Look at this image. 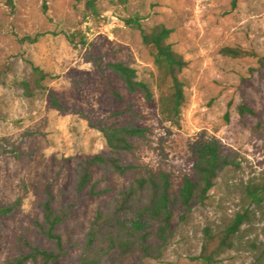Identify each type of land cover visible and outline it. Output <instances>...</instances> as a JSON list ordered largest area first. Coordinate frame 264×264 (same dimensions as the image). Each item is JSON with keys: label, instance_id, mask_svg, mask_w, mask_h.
Masks as SVG:
<instances>
[{"label": "rangeland", "instance_id": "obj_1", "mask_svg": "<svg viewBox=\"0 0 264 264\" xmlns=\"http://www.w3.org/2000/svg\"><path fill=\"white\" fill-rule=\"evenodd\" d=\"M98 7L95 16L81 0H15L13 10L0 0V206L20 200L13 214L0 213V264L21 254V237L52 247L37 224L50 195L56 209L69 208L57 228L66 249L58 263L79 264L98 210L136 178L161 172L170 173L176 195L194 176L191 144L210 138L239 166L220 173L204 202L174 208L173 235L158 256V250L156 257L137 251L122 264H199L203 228L221 229L245 208L251 219L216 264H264V202H250L245 192L248 182L264 181V0H99ZM130 17L146 29L159 23L172 28L169 41L188 61L181 73L187 100L180 126L160 115L157 67L141 31L126 22ZM225 46L251 54L227 56ZM88 55L134 67L154 98L130 92ZM32 64L51 76L45 89L26 97L12 81L24 78ZM49 90L68 111L50 104ZM241 104L255 114L242 116ZM127 123L145 127L146 134L132 140L131 150L113 151L96 125ZM96 154L133 167L124 175L95 167L78 192V164Z\"/></svg>", "mask_w": 264, "mask_h": 264}, {"label": "trees", "instance_id": "obj_2", "mask_svg": "<svg viewBox=\"0 0 264 264\" xmlns=\"http://www.w3.org/2000/svg\"><path fill=\"white\" fill-rule=\"evenodd\" d=\"M5 1L12 10L15 9V0ZM81 1L84 2L88 14H100L99 0ZM121 2L125 4L128 0ZM126 22L141 31L143 44L153 56L157 67L156 84L160 92L158 102L162 119L174 126H180L182 110L187 100L181 73L187 67L188 61L169 41L173 29L164 23L146 29L136 17L126 19ZM221 51L231 57L251 54L250 51L231 46H225ZM89 59L94 60L101 71L107 68L116 74L130 92H140L147 100L154 98L151 86L138 78L134 67L124 62H104L91 55ZM50 76L49 72L32 64L30 72L22 79L13 80L12 85L21 90L23 96L33 97L38 91L46 88L45 81ZM47 94L55 109L63 112L69 110L53 91L49 90ZM115 94L120 97L117 92ZM238 111L242 116L255 114V111L245 104L239 105ZM96 126L113 151L131 150L132 140L144 137L147 131L145 127L132 123ZM190 153L194 176L184 179L176 195L172 194L170 173L161 172L156 176L136 178L128 187L123 188L106 208L98 210L86 234L79 264H122L128 255L137 251L148 257L158 256L173 235L174 208H191L195 203L204 202L220 173L230 166H239L236 158L222 151V146L216 138L195 141L190 146ZM95 167L124 175L133 166L123 163L120 158L111 154H96L86 158L79 162L76 172L78 192L83 191L91 182ZM245 192L250 202L260 205L264 202V181L248 182ZM52 200L50 195L40 204L44 221L37 223L42 234L52 242V247L34 245L26 237H21L19 245L23 251L20 255L8 259L7 264H26L37 259L46 264H59L66 249L57 228L69 217V208L56 209ZM19 205L20 200L0 206V213L13 214ZM251 217V210L245 208L237 212L232 221L221 229L205 226L202 230L201 251L195 257L199 264H216L223 254L233 249L242 225ZM156 225L158 227L154 231ZM156 250L158 254L155 255Z\"/></svg>", "mask_w": 264, "mask_h": 264}]
</instances>
